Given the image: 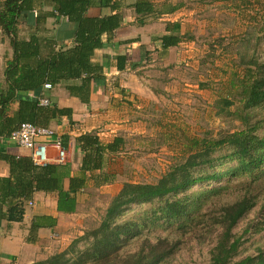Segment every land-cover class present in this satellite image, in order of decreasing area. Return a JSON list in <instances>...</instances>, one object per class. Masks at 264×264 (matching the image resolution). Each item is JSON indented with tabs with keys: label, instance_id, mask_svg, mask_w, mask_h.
Segmentation results:
<instances>
[{
	"label": "trees",
	"instance_id": "trees-1",
	"mask_svg": "<svg viewBox=\"0 0 264 264\" xmlns=\"http://www.w3.org/2000/svg\"><path fill=\"white\" fill-rule=\"evenodd\" d=\"M183 6L182 0L160 3L153 0H0V32L12 51L4 70L6 87L0 91V161L9 166V176L0 179V204L8 207L9 220H20L25 203L37 192L56 193L57 212L73 214L77 207L76 195L86 188L88 181L95 187L115 181V176L105 171V163L108 157L123 150L121 138L103 143L95 134L78 136L75 148L82 155L79 168L82 177L72 176L67 162L40 167L33 164L30 156L15 158L7 154L2 143L22 123L49 128L54 119L70 118L69 109L39 104L43 86L64 83L71 97L88 104L92 84H98L102 78L100 68L92 64L91 58L94 51L101 48L102 36L111 35L120 26L122 9L131 8L138 18L156 19L173 14ZM91 8H100L109 14L90 17ZM33 12L36 26L51 17L66 20L72 28L70 43L41 39L36 33L27 40L20 39L19 22ZM160 40L165 49L177 46L182 41L179 28L174 25L171 35ZM251 52L248 64L256 66V74L245 87L243 108L249 111L241 115L247 123L245 128L215 140H189V155L157 183H123L99 226L80 239L85 243L82 249L73 244L33 264H164L179 247V239L170 237L185 234L201 220H205L206 234L218 231L212 264H264V252L259 249L253 255L234 261L242 235L236 237L232 233L257 199L264 202V136L256 134L264 127V115L259 116L255 111L264 110V58L261 61L257 58L255 48ZM21 93H32L34 98L22 99ZM13 105L17 108L13 109ZM250 112L255 121L249 125ZM67 141V138L61 139L65 149ZM225 146L232 147L230 158H234L237 166L226 173L211 172L216 162L213 154ZM238 173L241 175L236 183L220 185L226 176L231 179ZM65 180L67 190L63 189ZM212 184L209 191H193L195 187ZM224 192L231 199L217 206ZM141 205L147 206L142 213L128 215L133 206ZM158 223L166 227L163 236L152 235ZM54 224L48 217H39L32 223L31 235L39 228ZM248 232L249 229L244 234Z\"/></svg>",
	"mask_w": 264,
	"mask_h": 264
},
{
	"label": "rangeland",
	"instance_id": "rangeland-1",
	"mask_svg": "<svg viewBox=\"0 0 264 264\" xmlns=\"http://www.w3.org/2000/svg\"><path fill=\"white\" fill-rule=\"evenodd\" d=\"M153 1L160 3L161 0ZM207 1L182 0L184 6L179 12L182 14L180 19H183L184 46L178 51L185 55L184 60H178L177 50H172L174 59L167 69L151 67L147 73L153 89L164 92L167 89L171 95L167 98V108L150 115L152 121L142 124L137 131L118 133L125 134L124 148L119 154L108 157L105 163V171L112 173L115 181L86 189L80 213L68 224V228L73 227L56 235V244L38 261L61 253L73 244L82 249L85 243L80 239L99 226L123 183H157L189 155V140H215L247 126L241 115L249 112L243 108L245 87L256 74V66L248 64L251 50H257L260 61L264 58V0H258L259 3L257 0ZM258 44L259 48H256ZM255 111L260 113L259 116L264 115V110ZM253 112H250L249 125L255 121ZM256 134L264 136V127ZM232 153L230 146L216 151L211 172L226 173L236 167L237 162L230 158ZM240 175L238 173L231 179L226 176L220 185H232ZM213 185L195 187L193 191H209ZM230 199L224 192L216 205ZM263 204L261 198L257 199L255 206L233 229L236 237L242 235V244L234 261L253 255L258 249L264 252ZM146 207L133 206L128 215L142 213ZM205 227V220H201L185 234L171 236L170 239H179V247L164 264H212L218 231L206 234ZM247 229L249 232L244 234ZM256 229L260 230L255 233ZM154 230L152 235L163 236L166 227L158 223Z\"/></svg>",
	"mask_w": 264,
	"mask_h": 264
},
{
	"label": "crops",
	"instance_id": "crops-1",
	"mask_svg": "<svg viewBox=\"0 0 264 264\" xmlns=\"http://www.w3.org/2000/svg\"><path fill=\"white\" fill-rule=\"evenodd\" d=\"M180 10L153 19L138 18L131 8L122 9L120 26L111 35L102 36V46L94 51L91 58L92 64L100 68L102 78L98 84H92L88 104L71 97L65 90L64 83L52 86L51 90H45L43 86L39 99H47L50 105L60 109L71 110L70 118L64 116L54 119L48 127L54 130L60 140L68 139L66 162L70 164L72 176H83L79 169L82 155L75 148V139L78 136L91 133L103 143H110L115 138H121L125 143V134L137 131L142 124L152 121L150 115L161 113L167 108V98H171V95L167 89L166 92L153 89L151 77L147 73L151 67L160 66L167 69L173 58L172 50H177L180 56L178 60H184L185 55L179 54L178 51L184 46ZM108 14V11H101L100 8H91L88 12L90 17ZM35 20L36 13L33 12L19 22L20 39L27 40L36 33L41 39L52 38L65 44L70 43L72 28L66 20H55L51 17L38 26ZM174 25L179 28L182 41L177 46L165 49L160 39L171 35ZM11 55L9 42L0 32V91L6 87L4 70ZM19 96L22 99L34 98L32 93H21ZM12 108L16 109L17 106L13 105ZM118 133L125 134L122 136ZM1 147L15 158L31 154L29 150L7 140L3 141ZM8 176L9 166L0 161V179ZM86 177H89L88 173ZM91 186L95 187L90 180L86 188L77 193V207L73 214L57 212L56 193H35L31 200L25 203L20 220H9L8 207L0 204V264H33L43 258L45 252L50 251L56 244V235H61L73 227L68 228V224L80 213L82 197ZM67 188L68 181L65 180L63 189ZM28 202L33 205L29 207ZM39 217H48L55 221V224L53 227L39 228L31 235L32 223Z\"/></svg>",
	"mask_w": 264,
	"mask_h": 264
},
{
	"label": "built area",
	"instance_id": "built-area-1",
	"mask_svg": "<svg viewBox=\"0 0 264 264\" xmlns=\"http://www.w3.org/2000/svg\"><path fill=\"white\" fill-rule=\"evenodd\" d=\"M45 90H51L50 84L44 85ZM42 106H48L47 99H38ZM17 146L30 151V157L35 166H46L47 164L62 165L66 163V149L62 147L61 140L53 129L40 127L30 123H22L7 138ZM29 207L33 205L28 202Z\"/></svg>",
	"mask_w": 264,
	"mask_h": 264
}]
</instances>
